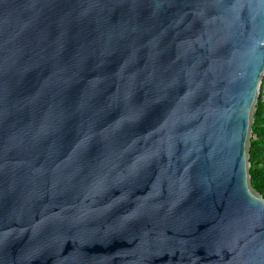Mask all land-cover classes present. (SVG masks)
Segmentation results:
<instances>
[{
	"label": "water",
	"instance_id": "water-1",
	"mask_svg": "<svg viewBox=\"0 0 264 264\" xmlns=\"http://www.w3.org/2000/svg\"><path fill=\"white\" fill-rule=\"evenodd\" d=\"M263 73L264 0H0V264H264Z\"/></svg>",
	"mask_w": 264,
	"mask_h": 264
},
{
	"label": "trees",
	"instance_id": "trees-1",
	"mask_svg": "<svg viewBox=\"0 0 264 264\" xmlns=\"http://www.w3.org/2000/svg\"><path fill=\"white\" fill-rule=\"evenodd\" d=\"M249 160L251 183L264 197V107L260 102L254 113Z\"/></svg>",
	"mask_w": 264,
	"mask_h": 264
},
{
	"label": "built area",
	"instance_id": "built-area-1",
	"mask_svg": "<svg viewBox=\"0 0 264 264\" xmlns=\"http://www.w3.org/2000/svg\"><path fill=\"white\" fill-rule=\"evenodd\" d=\"M261 103L264 107V73L260 81L259 92H258V103Z\"/></svg>",
	"mask_w": 264,
	"mask_h": 264
}]
</instances>
